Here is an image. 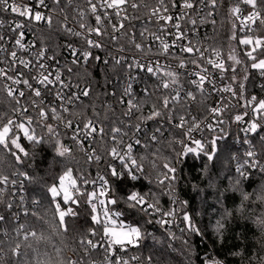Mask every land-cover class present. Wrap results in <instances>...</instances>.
I'll return each mask as SVG.
<instances>
[{
	"label": "snow or ice",
	"instance_id": "1",
	"mask_svg": "<svg viewBox=\"0 0 264 264\" xmlns=\"http://www.w3.org/2000/svg\"><path fill=\"white\" fill-rule=\"evenodd\" d=\"M68 3L71 4L72 0H68ZM61 4L62 0H51V5L49 0H0V14H14L11 20L0 18V65H3L0 66V92L6 95L11 113L0 112V152L11 156L15 162L11 174H0V224L13 219L19 221L21 213L24 216L32 215L33 212L25 206L26 198L19 195L17 199L12 188L22 189L25 182L37 180L28 169L34 167L38 152L44 146L50 148L56 157L70 155L71 149L63 142L58 130L61 124L65 130L71 129L68 138L81 150H84V141L94 142L97 136L102 138L105 134L104 128L92 118L75 122L64 118V113L73 115L72 108L90 95V89L87 85L80 89L79 83L73 85L70 79L66 81L64 71L71 75L73 68L60 65L56 54L49 55L50 49L42 38L38 39L34 34V25L43 23L52 27L56 9ZM217 6L218 0H84V7L78 6L75 10L79 17L78 31L69 26L67 14L64 15L63 31L82 38L86 45L84 50L72 44L64 46L72 57L71 65L87 68L90 60L105 65L111 60L114 72L119 68L127 73L119 102L121 105L126 103L124 115L129 121L134 118L138 120L125 126L135 137L127 145L122 139L117 140L118 136L127 133L120 127L111 128L114 146L108 154L112 162L102 172L97 169L95 175L89 178L84 173L75 176L73 168L67 167L46 189L50 194V204L65 229L66 218L78 217L79 209L87 208L92 226L87 229V238H81L80 242L101 253L105 264H139L138 256H125L130 249L139 247L148 239L161 245L162 255L177 251L174 246L177 239L188 248H193L189 242L192 237L206 240L205 230L188 211L189 201L180 197L178 186L182 180V170L177 164L182 163L184 157L192 156L204 161L200 174L207 181V188L215 194L212 207L217 209L219 215L212 225V234L213 243L220 246L225 243V233L229 231L230 217L233 215L227 202L232 200L237 205L239 199L234 191H226L218 186L220 181L227 183L237 177L251 189L256 183L253 177H264L262 154L256 150V143L264 145V99L246 95L253 70L260 78L255 86L264 92V35L254 34V25L264 26V0H233L228 9L232 29L230 40L244 46L242 58L237 56L235 48L225 58L220 49L205 47L199 39H195L206 20L212 18L211 22L215 25ZM205 9L207 11L201 17L198 13ZM89 17L94 18V25L85 22ZM143 18L159 25L156 32H149L147 27L140 31L141 39L147 36L149 44L137 41L135 29L128 31L132 21ZM121 35L128 38L129 45L136 52L144 53L147 50L152 53L155 47L156 58L134 56L129 60L125 55H118L105 59L93 55V50L109 51L105 36L108 41L116 43ZM118 51L125 52V47L120 46ZM159 57L171 60L165 63ZM53 64H56L55 68ZM141 73L152 79L153 85L150 86ZM226 79L228 82L224 83ZM137 83L143 84L140 93L145 98L143 100L138 99ZM73 87L76 88L75 93L72 92ZM155 92L162 95L157 98L158 103L151 104L148 114H144L143 108ZM45 93L52 97L51 101L44 99ZM213 94L219 97L218 104L209 109L214 123L197 121L194 117L189 122L184 115L178 117V123H173L177 119V104L196 101L197 96L204 102ZM224 94L243 100L242 111L235 114L232 121L237 125L239 142L246 146L242 156L220 146V141H226L230 135L224 127L226 121L221 118L225 109ZM32 109L37 111L39 119H34ZM137 113H140L138 117ZM49 120L59 123L54 127L48 123ZM148 122L155 123V129L146 128ZM165 124L169 130L173 127L182 130L184 138L175 139L181 151L173 149V155L166 158L162 171L156 176L159 193H143L137 190V183L146 180L152 184L153 179L144 168L143 161L147 157L137 159L133 155V145H141L142 140L145 147L148 142L158 143ZM38 127L46 132L38 134ZM142 129L143 135L136 136ZM206 131L211 135L205 136ZM222 156L233 163L234 168H227L223 175L219 172L213 175L211 169ZM86 157L88 162L97 164L102 159L94 147L86 152ZM151 164L153 168L157 167L155 159ZM120 184L127 189L124 194L117 187ZM193 188L199 193L197 185L193 184ZM9 196L13 198L9 199ZM161 196L169 198L170 206L167 209L161 204ZM31 203L38 205L40 202L33 200ZM120 205H123V210ZM126 215L133 217L131 222L125 218ZM150 224L158 225L167 240L148 232L147 226ZM173 229L179 230V237ZM234 238L239 239V234ZM232 254L242 255V252L236 248ZM195 256L200 264H226L215 249L205 252L202 258L195 249ZM147 264H153L151 257H148Z\"/></svg>",
	"mask_w": 264,
	"mask_h": 264
},
{
	"label": "trees",
	"instance_id": "2",
	"mask_svg": "<svg viewBox=\"0 0 264 264\" xmlns=\"http://www.w3.org/2000/svg\"><path fill=\"white\" fill-rule=\"evenodd\" d=\"M233 0H218V6L215 10V25L213 35V46L221 50L226 58L232 48L236 49L238 57L242 58L244 46H240L236 41L230 40L231 20L228 16V9ZM52 31L44 29L43 42L49 47H53L60 41V38L52 36ZM255 35H264V26ZM62 38V37H61ZM75 75H79L80 80H84L90 89V95L79 111L84 113L85 118H92L98 122L105 130L103 137L96 141L99 155L102 157L99 166L105 169L108 161V152L114 146L111 141V128L118 127L122 121V111L117 104V100L110 96L112 87L109 84L108 71L101 68L100 65L92 63L87 68L75 67ZM239 75H243L242 72ZM228 82V81H227ZM257 78L253 70L249 85H256ZM158 95L155 93L147 100L143 108V113L150 110L153 102L158 103ZM145 99V98H144ZM146 109V110H145ZM0 112L10 113V103L6 95L0 92ZM148 113V112H147ZM45 129L37 128L38 134H44ZM63 142L66 143L65 138ZM225 143L220 141L223 148ZM71 153L68 157L59 158L55 153L44 146L43 150L38 152L34 162V167L29 168V173L36 177L35 182H25L23 185L26 198V207L32 215L23 216L20 226L22 232L31 233V236L22 235L11 230V240L7 244V261L5 264H91L102 255L97 251L90 250L87 244H82L81 238H87V229L90 225V217L87 216V208L79 209L78 217H68L67 229L61 224L57 213L50 204V194H47V186L56 181L57 176L67 167L74 170V175L79 176L84 173L91 178L95 175L98 167L86 162L84 156L78 149L71 146ZM178 152V148L169 137L161 138L158 143H151L146 150L139 153L140 156H146L143 161L147 174L153 179L149 184L146 180L137 183V190L146 193L149 191L159 193L160 189L155 184V178L162 171L163 164L167 157L173 155V151ZM155 159L156 168H153L151 161ZM204 161L187 156L180 164L181 183L179 184V193L181 199L189 201L188 211L192 213L199 226L206 232V240L201 241L199 237H192L190 243L193 248H188L181 243L180 239L174 242L176 252L168 255H162L161 245L155 244L151 239L142 242L139 247L130 249L127 254L138 256L140 264H147L148 257H151L153 264H200L197 254L202 258L207 251L215 249L216 254L222 258L226 264H264V178L254 179L256 183L251 189L246 182L240 178L233 177L230 182L220 181L223 190L234 191L239 197L237 205L229 200L228 207L233 213L230 217L229 231L225 233L226 239L223 246L214 244L212 234V225L219 215L217 209L212 207L215 201V194L207 188V181L202 179L200 168ZM232 167L227 158L221 157V160L215 162L211 173L223 175L227 168ZM15 169V162L11 156L0 152V174H11ZM193 184L200 189L199 193L193 188ZM124 194L127 189L124 184L117 186ZM247 197V199H245ZM161 204L167 209L170 201L167 196H161ZM37 200L40 203L33 205L31 201ZM75 207V206H73ZM123 210V205L119 206ZM129 222L133 219L130 215L125 217ZM138 219V217H137ZM10 222H13L12 220ZM11 229L14 225L10 223ZM94 227V226H93ZM179 237L178 229H173ZM147 231L155 233L156 236H164L162 229L155 224L147 226ZM239 234V239L234 237ZM207 244V247H206ZM195 247V248H194ZM20 252L16 253L15 249ZM236 248H239L242 255H233Z\"/></svg>",
	"mask_w": 264,
	"mask_h": 264
},
{
	"label": "built area",
	"instance_id": "3",
	"mask_svg": "<svg viewBox=\"0 0 264 264\" xmlns=\"http://www.w3.org/2000/svg\"><path fill=\"white\" fill-rule=\"evenodd\" d=\"M152 2H154V0H152ZM49 4L51 5V0H49ZM78 6L84 7V0H72L71 4L68 3V0H62L61 7L56 9V14L54 16L53 24H52L51 28H49L47 25H45L43 23H41L39 25H34L33 27L36 28V31L34 34L38 39L43 38L42 36H43L44 29H47V31H52L51 32L52 36H54L58 39L60 38V41H58V43L56 45H54L53 47H49L48 45H46L50 49L48 54L49 55L56 54L58 63L60 65L64 66L65 68L68 66H71L73 68L72 74L69 75V73L67 71H64V73H63L64 79L66 81H68L70 79L71 83L73 85L79 83L80 89H83L85 87V85H87V84L84 80H80L79 75H75L74 68L76 66L71 65L72 57L70 56L68 50L64 46L67 44H72L73 46H75L81 50H84L86 48L85 42L82 38L76 37V36H71V35L65 33L62 29V22L64 21V15L67 14L68 19L66 22L73 29H75L77 31L79 30V23H78L79 17L77 16L76 11H75ZM206 11L207 10L205 9L204 11L199 12L198 14L201 17H203L205 15ZM129 12L131 14V10H129ZM13 15L14 14L3 13V14H0V18H3L5 20H11V19H13ZM211 19L212 18H209L208 20H206V22L203 25L200 26L199 35L197 37H195V39H199L205 47H214L213 46L214 25L212 24ZM214 19H215V13H214ZM85 22L90 23L92 25H94V23H95L94 18H92V17H89ZM131 23H132V27L128 28V31L132 32L133 29H135L137 41L144 43V44H149L150 41L147 38V36L142 40L141 37L139 36L140 31L144 27H147L149 32H156L159 28L158 24L152 23L151 21L147 20V18L134 20ZM254 27L256 28V32H258L260 30V26L258 27L256 25H254ZM5 31H7V29H5ZM109 31H110V29H109ZM256 32L254 34H256ZM92 38L95 39L96 37H92ZM29 39H31V37H29ZM104 40L107 41V43H108L109 51L104 52V51H100V50H93V55H99L105 59L109 58V56H118V55H125L128 57L129 60H131L132 57H134V56L139 57V58H144L145 56H148L149 58H152V59L156 58L154 55L156 52L155 47H153L152 53H148L147 50L144 53L136 52L135 49L131 48V46L128 43V38L124 35H121L120 40L116 43L108 41L107 36L104 37ZM120 46L125 47V52L120 53L118 51V48ZM37 47H39V44L37 45ZM159 59L165 63L170 62V60H171V58H169V60H165L164 57H159ZM92 63L93 62L90 60L88 66H90ZM94 64L100 65L101 68L108 71L109 84L112 87L110 96L117 100V104L120 106L121 111H122V121L118 127H120L123 132L127 133V135L118 136L117 140L119 141L122 139L124 141V144L127 145L130 142V139L134 140L135 137L132 136V133L125 126L129 123L135 124L138 122V120L135 118L132 119L131 121L128 120V118L124 115V113L127 111L126 103H125V105H121L119 102V98L122 95L123 81H124V78L126 77L127 73L122 72L121 69H119V68H117L116 71L114 72L112 70L111 60H110L108 65H105V64L100 63V62H96ZM0 66H3V65H0ZM52 66H53V68H55L56 64H53ZM80 67H84V66H80ZM133 74L135 75V72ZM255 74H256V78H257L256 84H258L260 82V78L258 77L257 73H255ZM140 75L142 78L147 79V82L150 86L153 85L154 81L152 79L144 77L143 73H141ZM224 83H227V79L224 81ZM142 87H143L142 83L135 84V89H136V92L138 94L141 93ZM72 92L73 93L76 92L75 87H73ZM113 92L116 93L115 96L112 95ZM155 94L158 95V97L162 95V93H160V92H155ZM246 95L247 96L256 95L258 98L264 99V92H262L255 85L254 86L253 85L248 86V90H247ZM224 96H225V109L222 112L221 118L226 121L224 127L226 130H228L230 132V135L226 141L223 140V143L226 144V148L232 154H239L242 156L246 146L242 145L239 142V139H238L239 134L237 132V125L235 123H233L232 121L234 119V115L238 114L239 112L242 111L243 100L233 99L229 96V94H224ZM88 97L82 98V100L79 101L77 103V105L72 108V112H73L72 116H69L67 113H64L63 114L64 118L65 119H73L74 122L77 120L86 119L84 113L79 111V109L84 104V102L88 99ZM44 99L46 101H51L52 97L50 95H48L47 93H45ZM138 99L143 100L144 99L143 95L142 94L138 95ZM218 102H219V97L216 94H213L210 98H208L204 102H201V98L199 96H197L196 101H191V100L182 101L181 103L176 105V113L175 114H176L177 119L174 120L173 123L176 124L179 122L178 117L180 115L186 116V118H188L189 122H190L191 118L194 117L197 121H205V122L214 123V120L211 117V113H210L209 109L213 106H216L218 104ZM31 111H32V115H33L34 119H39L37 111L35 109H32ZM147 112H149L148 109L145 111L144 114H148ZM76 113H79V115H75ZM139 115H140V113L136 114L137 117ZM245 119L247 120L248 118L245 117ZM94 122H96V121H94ZM48 123H51L55 127L59 122L55 121V120H49ZM96 123H98V122H96ZM229 125H230V127H229ZM156 126L157 125L155 123L148 122V124L146 125V128L155 129ZM58 130L61 133L62 137L65 138V141H66L65 144L67 146H69L70 148H71V146H73L76 149H78L80 151V153L84 156L86 162H88L87 157H86V152H88L93 147L96 151V154L99 155L98 149L96 146V141L100 138V136H97L95 138L94 142L84 141L85 147H84V150H81V148L76 143H74L71 139L68 138L71 135V129L65 130L63 125L61 124ZM142 135H143V129L140 133H136V136H142ZM149 135H151V132H149ZM194 135L199 136L200 133H194ZM204 135L210 136L211 134L206 131L204 133ZM165 137H169L170 139H172L174 144L178 148V152L181 151L180 145L175 143V139H183L184 138L183 132L181 129L173 127L169 130L168 125L165 124L163 136L161 138L165 139ZM111 141H112V139H111ZM151 143H153V142H148L147 147ZM112 144H113V142H112ZM147 147H145V141L144 140H142V143L139 146H136L134 144L133 145V155L138 159L139 153L143 150H146ZM256 150L258 153L262 154L261 155V162H264V145H260L259 143H256ZM185 158L186 157L183 158V161L185 160ZM108 161H109V163L112 162L109 154H108ZM88 163L96 165L101 172L104 170L103 168H101L99 166L101 161L98 164L95 162H91V163L88 162ZM115 163L118 164L119 162L116 161ZM180 164L181 163L177 164L178 168H179ZM233 166H234V164H233ZM253 178L254 179H260V178H264V177H261L260 175H256ZM12 193H13V195L16 196L17 199H18L19 195H23L25 197L23 188L22 189H20L19 187L12 188ZM146 193H148V192H146ZM8 198L11 199L13 197L9 196ZM163 207L165 208V206H163ZM23 216H24L23 213H21L20 217H19V221H16L15 219H13L12 220L13 222L0 224V264H5L7 261L6 256H7L8 251L6 250L7 249L6 247H7V244L9 243V241L11 240V235H12L11 230H14V232H17V233H20V234L26 235V236L32 235L29 232L28 233L22 232V227L20 226V223H21V219L23 218ZM10 223L14 225V228L11 229ZM156 226H158V225H156ZM88 248L90 250H92L90 246H88ZM15 252L19 253L20 252L19 248L15 249ZM132 256H136V255H134L132 253L126 254L125 258L132 257ZM71 264H75V263L72 261ZM91 264H105L104 256L101 255L100 258H98L97 260H93L91 262Z\"/></svg>",
	"mask_w": 264,
	"mask_h": 264
},
{
	"label": "rangeland",
	"instance_id": "4",
	"mask_svg": "<svg viewBox=\"0 0 264 264\" xmlns=\"http://www.w3.org/2000/svg\"><path fill=\"white\" fill-rule=\"evenodd\" d=\"M226 147V144L224 145V147L223 148H225Z\"/></svg>",
	"mask_w": 264,
	"mask_h": 264
}]
</instances>
